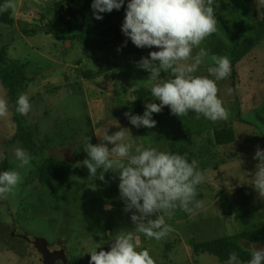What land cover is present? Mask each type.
I'll list each match as a JSON object with an SVG mask.
<instances>
[{"label": "rangeland", "instance_id": "1", "mask_svg": "<svg viewBox=\"0 0 264 264\" xmlns=\"http://www.w3.org/2000/svg\"><path fill=\"white\" fill-rule=\"evenodd\" d=\"M54 2L16 0L12 16L14 27L0 26V46H8V58L25 64L26 72L32 78L26 87L33 105L32 121H29L36 128L44 153L73 161L72 151L85 144L84 136H90L86 118L93 125L97 144L102 142L106 127L109 135L121 128L128 129L134 146L143 144L170 152V141L178 145L186 140L182 137L190 135L194 160L205 175L198 191L201 196L197 197L203 201V207L195 214L177 208L170 218L165 216L171 231L159 241L145 239L143 234L137 233V250L148 249L157 264H224L208 254H194L191 243H204L264 227V195H258L252 184L258 163L253 158L255 150L257 147L264 149V36L238 60L236 85L230 76L218 82V95L231 113L229 120L212 122L203 117L197 119L194 113L177 117L165 106L161 113L153 114L157 122L155 127L137 129L128 122L124 113L142 114L146 103H159L149 90L150 74L137 66V62L148 57L149 53L134 58L121 71H110L107 81L103 76L83 81L80 77L82 72L99 70L106 61L114 63L112 54L86 51L77 42H64L61 38L40 32L29 36L21 33V29L28 27H20V22L46 24L53 16ZM228 2L220 1L215 8L217 32L227 40L231 38L230 31L219 29L223 20H230L232 29L237 25L241 26L246 37L252 34V9L257 10L264 4L251 0L243 18L239 8ZM207 40L208 37L199 47L207 49ZM198 51L199 48H194L193 54ZM212 56L203 59L197 75H208V68L214 66ZM160 78L169 79L171 74L163 72ZM65 79L67 83H64ZM75 82L79 83L78 86H74ZM229 88L233 90L231 94H228ZM0 95L6 97L1 83ZM257 114L263 123L257 119ZM224 124L231 125L234 143L215 146L213 130ZM15 133L9 108V115L0 118V171L4 161L8 162V170L15 169L14 152L21 147L12 145ZM107 146L111 149L113 145ZM25 171L27 169L22 171L23 182L14 195L2 199L0 227L10 226L12 219L21 229L50 241L56 236L66 239L68 250L73 247L77 253L81 248L91 253L119 232L135 228L130 219L132 213L123 211L116 172L104 173L103 181L85 173L74 180L45 183L30 190ZM101 171H97L98 174ZM7 207L11 217L5 214ZM0 255H4L3 258L10 256L2 241Z\"/></svg>", "mask_w": 264, "mask_h": 264}, {"label": "clouds", "instance_id": "2", "mask_svg": "<svg viewBox=\"0 0 264 264\" xmlns=\"http://www.w3.org/2000/svg\"><path fill=\"white\" fill-rule=\"evenodd\" d=\"M259 2L264 4V0ZM213 4L214 0H127L122 34L138 49H159L137 62L139 69L150 74L149 90L159 103H146L142 114L125 112L124 116L133 127H155L157 122L153 114L161 113L165 106L177 117L194 113L197 119L229 120L231 113L218 95V82L231 75L230 58L213 55L214 66L208 68V75L196 74L203 59L209 55L207 49L199 46L217 31ZM124 5L125 0H92L91 9L94 18L102 20L101 14L119 11ZM13 6V0H3L0 14ZM194 48H199L195 55ZM163 72H170L171 78H160ZM232 91L229 88L228 94ZM15 111L24 117L32 111L28 93L18 95ZM8 115L9 100L0 95V118ZM116 126L119 127L117 122ZM132 138L126 128L109 135L107 127L101 143L93 145L91 137H83L84 152L87 153L83 166L90 177L101 181L104 173L114 171L118 174L123 211L132 213L130 219L135 225L132 230L119 232L113 238L110 250L93 251L89 264H155L148 249L137 250L136 234L159 241L171 231L165 216L170 218L177 208L195 214L203 207V201L197 197L205 175L195 160L190 161L187 153L162 151L143 144L134 146ZM107 145L113 146L109 149ZM253 158L258 161L253 188L258 195H264V149L257 147ZM14 159L15 169L0 171V200L14 195L23 182L22 171L30 167L33 157L27 150L17 147ZM98 169H102L99 174ZM248 250L247 264H264V247L251 245ZM224 264L244 262L232 251Z\"/></svg>", "mask_w": 264, "mask_h": 264}, {"label": "trees", "instance_id": "3", "mask_svg": "<svg viewBox=\"0 0 264 264\" xmlns=\"http://www.w3.org/2000/svg\"><path fill=\"white\" fill-rule=\"evenodd\" d=\"M220 1H229V4L232 3L234 6H237L243 18H245V11L251 6V0H214V8L217 7ZM15 2L16 0H13V5H15ZM0 3H3V0H0ZM91 4L92 0H55L52 5L53 16L46 24L42 26L28 25L20 22V27L22 25L28 27H25L24 30L21 29V33L29 36L40 32L43 35L61 38L64 42H77L86 51L112 54L115 58L114 63L106 61L105 65L100 67L99 70L82 72L80 77L83 81H91L96 76H103L105 81H107L109 80L108 73L110 71L114 69L121 71L134 58L158 50L156 48L138 49L122 34L121 25L125 16L127 0H125V5L119 11L113 10L111 13L101 14L103 16L102 20H96L94 18ZM13 12L14 6L10 10L0 14V26L6 28L14 27L15 20L12 18ZM252 12L251 21L254 22V32L249 36L246 37V33H244L241 26L238 27L235 25L234 29H232L230 20H223L221 25L218 24L220 26L219 29L220 31H230L231 38L227 40L222 33L219 34L216 31L207 40V42L209 41L207 48L209 55L227 56L230 58L232 71L230 78L234 86L238 82L235 76L237 75L235 66L238 60L246 52L252 50L258 44L261 37L264 36V5L257 10L252 9ZM240 17L238 16L237 18L240 19ZM7 52L8 46H0V83L5 90L6 98L9 100L12 120L16 127L12 145H20L33 157L30 167L27 168V172L25 171L27 174L25 179L28 181L29 189L31 190L33 188L35 190L39 185L54 181L66 182L74 180L85 173L87 174L88 170L82 164V161L87 158V153L84 152L85 144L72 151L73 161H66L46 155L43 151L45 148H42L37 139L36 128L29 121L31 120V112L27 117L16 113V98L20 93L26 92V87L32 82V78L26 72V65L10 60ZM67 82L68 80L66 81L65 79L64 83ZM75 83L74 86H78L79 83ZM30 98L32 103V97ZM257 119L263 123V119L259 114H257ZM86 125L90 134L88 137H91L90 142L93 145L97 144L96 137L93 133V125L89 118H86ZM182 138L186 140L181 141L178 145L170 141L169 147H171V152L180 154L187 153L189 160H194L195 153L192 151L190 135ZM234 140V132L229 124L216 127L213 130V144L215 146H228L233 144ZM8 167L7 161L3 162V166L1 165L2 171H7L9 169ZM34 183H37V186H33ZM200 196L201 193L198 192V197L200 198ZM251 245L264 247V227L242 233H235L228 237L216 238L204 243L192 242L191 248L194 254H208L216 258L219 262L226 261L229 253L235 251L239 254L240 260L244 264H247V261L250 259L248 247ZM169 248L170 245L166 246L167 250Z\"/></svg>", "mask_w": 264, "mask_h": 264}, {"label": "flooded vegetation", "instance_id": "4", "mask_svg": "<svg viewBox=\"0 0 264 264\" xmlns=\"http://www.w3.org/2000/svg\"><path fill=\"white\" fill-rule=\"evenodd\" d=\"M3 205V201L0 200V207ZM8 210L7 207L5 214L11 217ZM0 241L4 244L6 252L10 254L4 258L5 254L0 255V264H85V258L90 257L92 253L82 248L80 253L72 249L73 247L68 250L66 239L62 240L56 236L50 241L39 234L21 229L12 219L10 226L0 227ZM113 242V239L109 240L95 250L98 252L107 247L111 248Z\"/></svg>", "mask_w": 264, "mask_h": 264}, {"label": "water", "instance_id": "5", "mask_svg": "<svg viewBox=\"0 0 264 264\" xmlns=\"http://www.w3.org/2000/svg\"><path fill=\"white\" fill-rule=\"evenodd\" d=\"M35 244H37V243H35ZM101 250L108 251V250H110V248L107 247V248H104V249H101ZM101 250H99V251H101ZM99 251H98V252H99ZM85 260H86V261H85V264H89L90 257H86Z\"/></svg>", "mask_w": 264, "mask_h": 264}]
</instances>
